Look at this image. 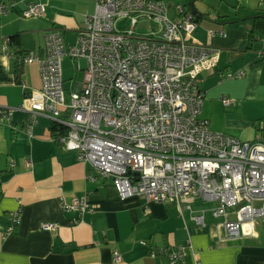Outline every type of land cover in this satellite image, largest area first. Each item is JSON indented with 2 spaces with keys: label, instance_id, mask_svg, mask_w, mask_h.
Returning a JSON list of instances; mask_svg holds the SVG:
<instances>
[{
  "label": "crops",
  "instance_id": "1",
  "mask_svg": "<svg viewBox=\"0 0 264 264\" xmlns=\"http://www.w3.org/2000/svg\"><path fill=\"white\" fill-rule=\"evenodd\" d=\"M12 1L14 10L0 15V264H171L167 255L151 253L188 244L199 264H264L260 221L255 223V236L225 240L223 228L199 199L190 200L191 210L142 196L122 199L113 178L60 144L48 114L37 115L33 123V114L18 109L27 92L41 88L39 63L22 64L18 58L31 52L45 58L46 38L53 31L63 34L67 46L77 44L95 2ZM30 2L45 5L44 15L23 17ZM165 2L174 9L184 0ZM197 3L202 15L196 17L195 39L219 51L217 68L197 77L203 95L201 118L209 121L213 132L240 141L264 138V0ZM211 30L227 37H210ZM6 49L15 56L7 55ZM240 71V77H227ZM63 80L65 84L68 79ZM82 84L76 83L73 91ZM223 98L235 105L224 106ZM9 109L11 115L4 117ZM75 198H85L88 211L63 209V203ZM206 210L203 226L194 217ZM14 214L20 217L19 224H14ZM44 222L55 223L58 229L43 230ZM178 264H195L192 251L187 250Z\"/></svg>",
  "mask_w": 264,
  "mask_h": 264
},
{
  "label": "built area",
  "instance_id": "2",
  "mask_svg": "<svg viewBox=\"0 0 264 264\" xmlns=\"http://www.w3.org/2000/svg\"><path fill=\"white\" fill-rule=\"evenodd\" d=\"M93 1L95 12L85 17L76 45L67 46L63 34L53 31L46 38L45 58L33 52L18 58L22 64L38 62L41 74V88L27 92L18 109L33 114V123L37 115L48 114L59 128L60 144L113 178L122 199L142 196L190 210V200L214 202L210 212L223 219L217 226L223 228L225 240L255 236V223L264 225V138L240 141L211 131L209 121L201 118L203 95L197 77L217 68L219 51L197 42L196 17L178 5L172 18L165 0ZM14 6L12 0H0V15ZM45 8L30 2L22 16L41 17ZM141 19L157 30L136 34ZM118 20L130 21L132 30H119ZM208 34L227 37L223 31ZM5 52L15 56L9 49ZM66 57L84 72L81 88L71 92L69 101L62 74ZM242 75L240 71L227 77ZM222 101L224 106L235 105L229 98ZM62 207L88 211L85 198ZM208 211L194 220L204 226ZM14 216V224H19V215ZM41 229L56 231L58 225L44 222ZM187 250L199 264L190 244L151 255H167L171 264H178ZM115 260H120L118 253Z\"/></svg>",
  "mask_w": 264,
  "mask_h": 264
},
{
  "label": "rangeland",
  "instance_id": "3",
  "mask_svg": "<svg viewBox=\"0 0 264 264\" xmlns=\"http://www.w3.org/2000/svg\"><path fill=\"white\" fill-rule=\"evenodd\" d=\"M192 2H194L196 5L198 4L197 0H184L183 5H185V7H187V8H189V6L191 5ZM170 16L172 18L177 17L175 7H174V9H170ZM117 28L121 31H127L128 32V31L132 30V24L130 21L118 20ZM156 28H157V25H152V23L149 20L141 19L139 25L136 26V28H134V31L136 34H139V35H150V34H152V32L157 30ZM72 46H74V45H72ZM81 65L85 68L86 61L81 60ZM74 68H75L74 62H72V60L67 57V59L63 62V76H64V79L65 78L68 79L67 81H65V84H64L65 95H66L67 101H69V99H70V94L74 89V85L76 83H82L84 80V72H75ZM206 113H207V111H206ZM213 126H214V123H212L211 128H213ZM211 131H213V130H211ZM200 202H201L200 204L202 205V207L209 210V211L216 207V203H214V202H212V203L202 202V201H200ZM194 207H196V205ZM234 218H235V216H230V219H234ZM222 221H223L222 218H219V219L214 218V222L216 224L218 222H222Z\"/></svg>",
  "mask_w": 264,
  "mask_h": 264
},
{
  "label": "water",
  "instance_id": "4",
  "mask_svg": "<svg viewBox=\"0 0 264 264\" xmlns=\"http://www.w3.org/2000/svg\"><path fill=\"white\" fill-rule=\"evenodd\" d=\"M190 7V11L191 13L195 16V17H198V16H201L202 14L195 8V3L192 2L191 5L189 6Z\"/></svg>",
  "mask_w": 264,
  "mask_h": 264
},
{
  "label": "trees",
  "instance_id": "5",
  "mask_svg": "<svg viewBox=\"0 0 264 264\" xmlns=\"http://www.w3.org/2000/svg\"><path fill=\"white\" fill-rule=\"evenodd\" d=\"M198 18H199V16H198ZM52 130H53V133L55 134V136L57 137L58 136L57 132L59 131V128L56 127V125H54Z\"/></svg>",
  "mask_w": 264,
  "mask_h": 264
},
{
  "label": "bare ground",
  "instance_id": "6",
  "mask_svg": "<svg viewBox=\"0 0 264 264\" xmlns=\"http://www.w3.org/2000/svg\"><path fill=\"white\" fill-rule=\"evenodd\" d=\"M189 245V244H188ZM180 248V247H179Z\"/></svg>",
  "mask_w": 264,
  "mask_h": 264
}]
</instances>
